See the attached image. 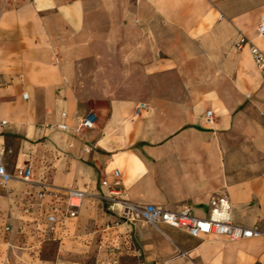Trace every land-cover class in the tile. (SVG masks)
<instances>
[{
    "label": "crops",
    "instance_id": "0c3cea01",
    "mask_svg": "<svg viewBox=\"0 0 264 264\" xmlns=\"http://www.w3.org/2000/svg\"><path fill=\"white\" fill-rule=\"evenodd\" d=\"M263 14L264 0H0L8 170L30 165L40 189L87 190L78 215L65 220L112 222L111 241L132 242L141 264H264V234L113 225L115 213L87 206L104 200L102 179L114 181L119 169L132 201L188 203L205 216L211 197L226 193L235 223L264 230V74L250 43L238 46L246 35L264 51ZM89 111L95 124L78 131ZM61 122L69 127L50 126ZM48 194L65 206L63 192Z\"/></svg>",
    "mask_w": 264,
    "mask_h": 264
},
{
    "label": "rangeland",
    "instance_id": "374dc122",
    "mask_svg": "<svg viewBox=\"0 0 264 264\" xmlns=\"http://www.w3.org/2000/svg\"><path fill=\"white\" fill-rule=\"evenodd\" d=\"M54 205L64 207L63 199L42 196L28 182L15 186L0 180V264H141L132 242L123 248L111 241V229L105 227L112 222L95 225L96 217L83 224L80 218L50 222L47 214ZM108 205L95 198L87 206L110 211ZM91 241L95 246L86 248Z\"/></svg>",
    "mask_w": 264,
    "mask_h": 264
},
{
    "label": "built area",
    "instance_id": "2783aa9c",
    "mask_svg": "<svg viewBox=\"0 0 264 264\" xmlns=\"http://www.w3.org/2000/svg\"><path fill=\"white\" fill-rule=\"evenodd\" d=\"M258 32L264 35V14L261 16L258 24ZM249 42L254 59L259 69L264 74V51L252 39L243 35L238 46ZM27 94V93H25ZM212 109L208 110L211 115ZM64 116L67 111H63ZM97 114L95 111H89L77 119L76 129L82 131L84 128L91 127L95 124ZM61 129H67L69 125L66 122L51 124ZM30 165L18 167L17 171L8 170L4 162V148L0 146V177L4 183L12 178L31 183L34 181ZM116 179L110 181L107 178L102 179L109 193H102L101 197L109 202L108 208L116 214L113 225L120 223L132 224L138 220H144L153 224L167 222L173 226L184 228L194 235H203L209 233L223 234L230 239H239L254 235L264 234V230L257 226L239 225L235 223L233 216V206L230 197L226 193L214 194L210 201V211L207 215H198L194 212L192 205L185 203L178 208L166 207L157 203H140L132 201L123 194L125 189L122 186L121 173L119 169L115 170ZM46 190L54 194L63 192L65 194V206L60 208L58 205L52 206L47 214L50 222L65 220L69 217L78 215L85 197L89 192L78 187H58L49 183H43L40 193L43 196Z\"/></svg>",
    "mask_w": 264,
    "mask_h": 264
},
{
    "label": "bare ground",
    "instance_id": "6f19581e",
    "mask_svg": "<svg viewBox=\"0 0 264 264\" xmlns=\"http://www.w3.org/2000/svg\"><path fill=\"white\" fill-rule=\"evenodd\" d=\"M11 180V179H10Z\"/></svg>",
    "mask_w": 264,
    "mask_h": 264
}]
</instances>
